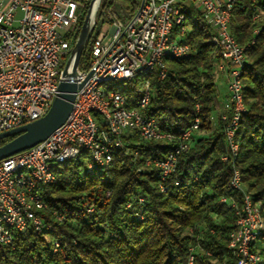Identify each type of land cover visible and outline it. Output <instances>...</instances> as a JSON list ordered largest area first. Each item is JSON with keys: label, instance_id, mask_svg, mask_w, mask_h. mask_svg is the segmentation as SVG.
Here are the masks:
<instances>
[{"label": "trees", "instance_id": "16d2710c", "mask_svg": "<svg viewBox=\"0 0 264 264\" xmlns=\"http://www.w3.org/2000/svg\"><path fill=\"white\" fill-rule=\"evenodd\" d=\"M122 1L125 7L118 18L126 20L136 11L138 0ZM257 4L264 5V0ZM114 5L115 0H104L99 15ZM88 8L89 3L74 34L67 35L72 44ZM255 9L253 1L241 0L231 23L240 44L254 40L242 73L246 111L236 132L238 156L230 163L222 161L229 152L225 131L232 112L219 97L213 30L203 13L190 5L186 11L190 55L166 57L165 77L158 68L116 84L135 94L148 79L152 97L146 112L171 139H141L136 132H127L123 147L112 146V160L95 165L90 173L87 150L60 163L55 169L59 181L38 188L46 207L37 213L51 229L14 231L11 243H0V264H188L191 246L201 250L194 253V264H235L229 237L237 216L229 202L220 200L226 196L242 201L243 193L230 187L234 168L240 171L246 191L264 209V15L254 22ZM256 28L259 33H254ZM90 64L88 44L79 68L87 70ZM95 118L100 130L105 129L101 116ZM196 118L199 129L188 149L178 155L175 172L162 181L153 160L174 151ZM162 182L168 191L161 190ZM203 224L196 236L188 234L189 228ZM253 249L264 255V234Z\"/></svg>", "mask_w": 264, "mask_h": 264}, {"label": "built area", "instance_id": "2783aa9c", "mask_svg": "<svg viewBox=\"0 0 264 264\" xmlns=\"http://www.w3.org/2000/svg\"><path fill=\"white\" fill-rule=\"evenodd\" d=\"M90 1L0 0V133L46 114L57 94L61 78L67 73V63L75 48L76 42L72 44L67 35L74 34L85 5ZM103 2L100 0L87 43L91 47V64L87 70L79 68L77 81H84L88 73H92L78 89L71 115L46 140L7 157L6 161H0V243H11L14 231L51 229L52 225L37 213L46 207L38 188L40 185L57 183L59 178L55 169L68 160V152L77 151L93 140L88 109H96V114L106 112V119H102L106 125L104 148L111 147V137H118L123 143L118 124L126 122H112L109 119L104 102L97 101V90L92 89V82L104 75L116 76L117 79L118 75L139 70L145 65L159 68L161 76L165 77L159 55L167 49L178 51L176 39L171 37V43H164V35H168L167 26L171 20L179 19L180 9H188L190 5L203 13L205 21L215 32V38L222 40L230 53V65H224L223 73L227 76L229 90L225 106L232 114L226 135L229 152L222 156V161L232 162V121L237 112L246 111L238 103V85L234 84L237 66L246 65L242 58V46L245 44L235 45L228 36L238 2L233 0V8H226V0H138V7L129 19L112 17L109 21L112 26L110 42L105 41L107 35L104 33L94 36ZM253 2L256 9L252 20H260L264 7L255 0ZM146 87H150V84ZM114 97L116 105L128 100V97ZM128 111L135 114V127H129V132L139 135V130H146L147 135H151L148 124L155 123L145 116L144 106L129 105ZM222 118L227 119L224 113ZM199 124L200 120L196 118L193 125ZM155 132L162 133L159 126L155 125ZM186 132H189V128L181 134L175 154H179ZM99 152L91 156L87 173L92 172L95 165L104 166L110 162L99 161ZM152 163L158 168V176L165 181L175 172L177 161L173 156L172 161L153 160ZM230 187L243 193L241 202L229 200L226 196L220 199L229 202L237 216L236 228L229 237V247L236 256L235 264H264V255L253 249L254 243L264 234L262 203L255 201L252 194L246 191L237 168L231 174ZM160 188L168 191L165 182L160 184ZM194 248H190L188 264H194Z\"/></svg>", "mask_w": 264, "mask_h": 264}, {"label": "bare ground", "instance_id": "6f19581e", "mask_svg": "<svg viewBox=\"0 0 264 264\" xmlns=\"http://www.w3.org/2000/svg\"><path fill=\"white\" fill-rule=\"evenodd\" d=\"M241 0H234V2H240ZM253 1V0H251ZM257 2V0H255ZM264 7V5H259ZM226 8H233V0H226ZM187 9H180V16L178 20H171V23L167 26V33L168 35H164V43H171L172 39H176V49L178 51H185V52H178L174 51V49H167V51H162L159 55V63L161 64V68L164 65V61L166 57H174V58H186L191 53V46L190 43L187 41L188 33L190 31V26L187 24ZM254 17V13L253 16ZM93 20H91V24ZM254 22L259 20H253ZM90 26V24H89ZM186 29V30H185ZM213 30V29H212ZM185 31V33H183ZM254 33H259V28H256ZM228 36H231V41L235 45H243L240 44L234 34L231 31V28H228ZM211 41L214 45V58H216V69L217 73H223L224 65H230V53L228 49L225 48L224 42L222 40H218L215 38V32L213 30V34L211 37ZM242 46V58L246 61L247 57V50L248 48L254 43V40L247 42ZM74 54V53H73ZM72 54L71 60L69 62L67 73H70L73 69V58L74 55ZM222 57V59H221ZM245 65L237 66V71L234 75V84L238 85V103H241L242 109H246L244 105V95H243V81H242V73ZM153 65H145L142 66L139 70H134L133 72L124 73L122 75H118L117 79L116 76L111 75H104L101 77H97L92 82V89L97 90V101H103L105 109L109 112V119L112 122H126V123H119L118 124V131L119 134L125 135L129 132V127H135V114H131L128 111L129 105L130 106H144L145 108V116L153 120L155 124H148V133H152L151 135H147L146 130H139V137L141 139H158L167 137L171 139L169 134L155 132V125L159 126L156 119L151 117L147 114L146 108L151 100L152 97V87L151 83L148 79H145L144 82L140 87L137 88V93H125L118 88L117 83L121 81H129L134 77L138 76L139 74H149L154 71ZM163 70V69H162ZM150 87H146L149 85ZM112 93V94H108ZM137 94V95H136ZM149 95V97H148ZM114 96H123L128 97V100H122V102H118L116 105V99ZM244 112H237L236 117H234L232 121V128H231V135H232V148H231V160L238 156L240 152V146L238 141L236 140V132L240 126V119L241 115ZM96 109H88V119L91 122L92 126V136L93 140H90V144L82 145L77 149V151H70L68 152V159L76 158L79 156L82 150H87L90 152L91 156L95 152H99V161H111L113 154H112V146L123 147V143L118 140V137H111V147L104 148V135L106 133V125L105 129L100 130L98 122L95 118ZM99 115L102 119H106V112H99ZM224 118H227V114L224 113ZM231 118V117H230ZM196 121V119H195ZM199 125H192L189 128V132H186L183 136V146L179 147V154L182 151L188 149L190 145V141L192 135L195 131L199 129ZM226 135H227V128H226ZM104 148V149H102ZM178 151V147L170 152L164 159H155L161 161H172L174 156V161H177L178 155L175 152ZM1 161H6V158L2 159Z\"/></svg>", "mask_w": 264, "mask_h": 264}, {"label": "water", "instance_id": "95a60500", "mask_svg": "<svg viewBox=\"0 0 264 264\" xmlns=\"http://www.w3.org/2000/svg\"><path fill=\"white\" fill-rule=\"evenodd\" d=\"M99 3L100 0H91L89 3V8L73 51V69L70 73L64 74L63 78H61L58 84L57 94L46 114L17 128L0 133V141L2 140L0 142V161L46 140L71 115L74 108L76 93L92 73H88L84 81H77L80 60L93 30V23L91 24V20L94 19ZM71 57L67 65H69Z\"/></svg>", "mask_w": 264, "mask_h": 264}, {"label": "rangeland", "instance_id": "374dc122", "mask_svg": "<svg viewBox=\"0 0 264 264\" xmlns=\"http://www.w3.org/2000/svg\"><path fill=\"white\" fill-rule=\"evenodd\" d=\"M111 1H113V0H111ZM119 7H122V9H119ZM124 7H125V4H124V2L122 0H117V1L115 0L114 7H112L111 9H109V7L103 9L101 14L97 18V25H96L95 30H94V36H97L100 33H104V34L107 35V38H106L105 41L106 42H110L111 39H112V36H111V27L112 26L109 23V18H112V17L113 18H117L119 16V12L121 14ZM18 14H20V13H18ZM109 14H110V17H109ZM219 73L220 72H218V73L216 72V78L218 80V91H219V97L223 98L224 97L223 90H225V88L221 84V80H219V78L217 77L219 75ZM202 133L203 132H199V134H202ZM204 227H205V225L203 224V225H200L197 228L196 227H191L187 231H188L189 235H191V236L195 235L196 236V233L198 234V231L202 230ZM192 247L194 248V246H192ZM198 250H200V249L199 248L195 249L196 252ZM208 255H210V254H208Z\"/></svg>", "mask_w": 264, "mask_h": 264}, {"label": "crops", "instance_id": "0c3cea01", "mask_svg": "<svg viewBox=\"0 0 264 264\" xmlns=\"http://www.w3.org/2000/svg\"><path fill=\"white\" fill-rule=\"evenodd\" d=\"M219 78V80H221V84L223 85V87L225 88V90H223V94L224 97L220 98L221 101L223 103H226L229 97V90H228V80H227V76L225 73H219V75L217 76ZM218 81V80H217ZM221 112L218 111V113L215 114L214 120L217 118V116L220 114Z\"/></svg>", "mask_w": 264, "mask_h": 264}]
</instances>
